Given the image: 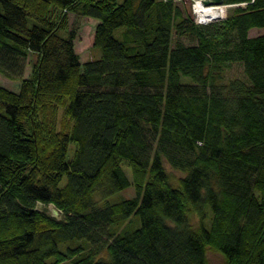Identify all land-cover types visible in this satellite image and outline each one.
<instances>
[{
  "label": "trees",
  "instance_id": "obj_1",
  "mask_svg": "<svg viewBox=\"0 0 264 264\" xmlns=\"http://www.w3.org/2000/svg\"><path fill=\"white\" fill-rule=\"evenodd\" d=\"M176 1L0 0V264H264V0L207 23Z\"/></svg>",
  "mask_w": 264,
  "mask_h": 264
},
{
  "label": "rangeland",
  "instance_id": "obj_2",
  "mask_svg": "<svg viewBox=\"0 0 264 264\" xmlns=\"http://www.w3.org/2000/svg\"><path fill=\"white\" fill-rule=\"evenodd\" d=\"M121 1V0H118ZM177 4L182 7L185 11L191 12L194 19L198 23H207L212 20H216L220 18L224 13L227 12V9L231 5H225L223 9V14L215 19H209L207 21H203L199 18V15L197 12H195V0H177ZM66 28L75 30V38L74 39V50L79 56V60L81 62H84L86 60H89L91 58L98 57L99 50L97 48H94L93 46V37H94V31L95 26L98 23V19L90 16H84L76 12H67L66 13ZM62 35H65V32H61ZM264 33V27L262 28H252L249 31L250 36L258 35ZM115 34L118 35L119 32L116 30ZM183 42L191 43L193 42L192 39L188 38L186 36L180 37ZM36 60V54L30 53L28 57V62L25 66V71L23 72V77H27L31 73L32 64L33 61ZM243 66L241 63H232L231 66L228 68L226 73L227 78H233V77H239L244 78V72ZM0 84L11 89L14 91H18L20 87V79H10L1 74L0 72ZM74 145L71 144L70 146V153L73 150ZM122 165L124 169L126 170L128 176H131L130 168L122 162ZM164 168L169 175V181L172 185H177L179 182V179L181 176H183L185 173L182 170H178L176 168L171 167L167 161H164ZM134 189L132 186H128L125 189H123L121 192H117L112 196V199H119V198H126L131 197V195H134ZM39 207L45 208L48 213L55 217H61V211L58 210L56 207H54L52 204H48L45 207L41 204H39ZM189 221L194 227H197L199 225V218L196 213L189 212ZM209 220V219H208ZM207 223L209 224V221ZM206 256H207V263L206 264H222L221 261H223V256L220 252L215 250L212 247L206 248Z\"/></svg>",
  "mask_w": 264,
  "mask_h": 264
},
{
  "label": "bare ground",
  "instance_id": "obj_3",
  "mask_svg": "<svg viewBox=\"0 0 264 264\" xmlns=\"http://www.w3.org/2000/svg\"><path fill=\"white\" fill-rule=\"evenodd\" d=\"M195 12L198 13L199 18L203 21H207L212 18H217L222 15L225 4L217 5H205L200 0H195Z\"/></svg>",
  "mask_w": 264,
  "mask_h": 264
},
{
  "label": "water",
  "instance_id": "obj_4",
  "mask_svg": "<svg viewBox=\"0 0 264 264\" xmlns=\"http://www.w3.org/2000/svg\"><path fill=\"white\" fill-rule=\"evenodd\" d=\"M200 1H202L203 4H205V5H217V4L230 5V4L224 3V0H200ZM212 19H215V17Z\"/></svg>",
  "mask_w": 264,
  "mask_h": 264
}]
</instances>
